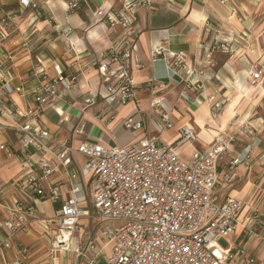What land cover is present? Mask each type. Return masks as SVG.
Masks as SVG:
<instances>
[{
    "label": "crops",
    "instance_id": "0c3cea01",
    "mask_svg": "<svg viewBox=\"0 0 264 264\" xmlns=\"http://www.w3.org/2000/svg\"><path fill=\"white\" fill-rule=\"evenodd\" d=\"M35 1V8H24L19 0H0V10L8 11L13 21L10 33L0 40V60L3 69L13 76V83L23 86L22 92L10 96L0 93V98L22 109L30 106L39 75L52 77L53 62H58L65 74L75 73L78 79L59 99L43 104L41 115L34 122L48 131L51 143L76 145L93 139L123 146L145 132L158 133L163 140L171 142L182 157L189 158L193 152L206 148L217 132L234 135L218 162L215 192L219 196L238 198L243 207L240 225L221 245L233 246L231 261L237 264H264V166L261 163L264 154V0L140 2L134 11L133 24L140 65L133 71V78L141 87L134 100L115 109H109L100 99L84 107L83 96L87 91L102 90L92 56L122 33L119 25L108 26L94 20L92 11L114 10L128 0H79L73 9L67 7L66 0ZM78 39L81 43L74 50L70 49L68 44ZM221 41L227 42L230 51L218 47ZM156 46H161L162 53L152 56ZM254 69L261 70L259 79L249 75ZM150 83L165 86L153 92L145 89ZM153 96H162L159 110L170 114L171 127L162 132L155 126L159 115L158 110L150 106ZM139 112L144 116L145 128H124L122 120L128 115L138 118ZM1 120L12 124L5 116ZM78 121L85 122L81 135L73 132ZM245 124L251 127L252 134H236ZM182 125L192 129V140L179 139L178 129ZM0 143H4L10 153L0 162V169H12L4 177L0 176V182L6 183V199L0 203V216L6 214L15 198L21 206L29 202L34 205V215L29 218L26 230L13 237L15 243L29 248L27 264H73L71 253L63 255L50 248L52 226L48 220L54 205L46 197L32 199L8 185L24 171L16 157L18 145L14 132L11 129L0 132ZM248 145V158L230 168L229 162ZM81 162L82 156L74 152L73 167ZM49 181L59 185L62 192L66 190L65 176L58 169ZM253 210L258 214L256 220L251 219ZM98 232L101 237L100 228ZM4 235L5 232L0 231V240ZM72 241H79V222ZM96 243L91 255L104 259L108 253H96L100 242ZM4 254L0 250V264H4L13 251L7 249Z\"/></svg>",
    "mask_w": 264,
    "mask_h": 264
},
{
    "label": "built area",
    "instance_id": "2783aa9c",
    "mask_svg": "<svg viewBox=\"0 0 264 264\" xmlns=\"http://www.w3.org/2000/svg\"><path fill=\"white\" fill-rule=\"evenodd\" d=\"M143 1L149 2L128 0L114 10L97 8L92 11L94 20L108 26L119 25L122 33L92 56L102 90L84 94L85 108L98 99L109 109L134 100L141 87L133 78V71L140 65L134 43V11ZM19 2L24 8L37 6L35 0ZM78 2L66 0L69 9L75 8ZM12 25L9 12L0 10V40L10 33ZM79 43L81 40L78 39L68 46L74 50ZM218 47L230 51L226 41L219 42ZM161 53V46L152 50V56ZM53 71L54 75L49 78L44 73L39 75L31 93L30 106L22 109L0 98V132L6 129L14 132L18 145L16 157L24 169L23 174L11 179L8 185L32 199L46 197L54 205L52 217L48 220L52 226L51 250L63 255L71 253L73 264H237L231 261L233 246L223 247L221 241L240 225L243 203L232 195L219 196L215 192L218 162L235 136L217 132L206 148L193 152L189 158L182 157L176 147L158 133L145 132L123 146H111L93 139L76 145L51 143L48 131L37 127L34 122L41 115L43 104L59 99L78 79L75 73L65 74L58 62H53ZM249 75L259 79L261 70L254 69ZM164 86L163 83H150L145 89L155 92ZM22 91V84L13 83V76L3 69L0 60V93L10 96ZM161 100L162 96H153L150 100V106L158 110L155 122L158 132L171 127L170 114L159 110ZM139 114L138 118L126 116L122 120L123 127L144 129L145 119L141 112ZM3 116L12 124L2 122ZM84 127L85 122L78 121L73 132L81 135ZM235 133L252 134V129L245 124ZM178 136L181 141L194 138L192 129L186 125L178 129ZM249 148L246 146L243 153L229 162L230 168L248 158ZM74 152L82 156V162L75 168ZM8 155L7 146L0 143V162ZM261 163L264 166V154ZM56 169L65 176L64 192L59 185H52L49 181ZM5 184L0 182V203L6 199ZM87 202L91 212L100 218L101 238H107L112 244L111 251L101 263L91 255L97 247L93 238L87 236L72 241L80 218L89 216ZM33 215V203L21 206L15 198L6 214L0 216V231L5 232L0 240V250L3 256L7 249L13 251L4 264H27L29 248L15 243L13 237L26 230ZM257 216L253 210L251 219L256 220ZM102 247L104 243L96 253L103 254Z\"/></svg>",
    "mask_w": 264,
    "mask_h": 264
},
{
    "label": "rangeland",
    "instance_id": "374dc122",
    "mask_svg": "<svg viewBox=\"0 0 264 264\" xmlns=\"http://www.w3.org/2000/svg\"><path fill=\"white\" fill-rule=\"evenodd\" d=\"M7 9V8H5ZM12 169H7L5 167H2L0 169V176L4 177V175L7 173H10ZM84 182H88V177L84 179ZM87 208L89 209V216L87 217H81L79 220V239H86L87 236H90V238H93L96 240V242H100L98 244L104 243L103 252L109 253L111 251L112 244L110 241H107V238L103 239L99 237V228L101 225L100 218L91 212L89 207V202H87ZM47 245V244H46ZM47 250V246H46ZM43 251V250H42ZM43 253V252H41ZM103 258V257H102ZM101 257L97 258V262L101 263L103 262V259Z\"/></svg>",
    "mask_w": 264,
    "mask_h": 264
}]
</instances>
